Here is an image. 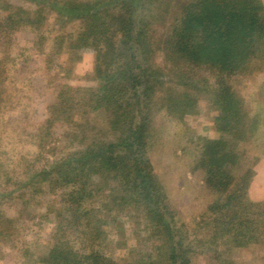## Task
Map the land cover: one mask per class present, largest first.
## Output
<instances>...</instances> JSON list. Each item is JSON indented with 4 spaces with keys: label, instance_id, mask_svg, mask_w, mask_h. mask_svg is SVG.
<instances>
[{
    "label": "trees",
    "instance_id": "trees-1",
    "mask_svg": "<svg viewBox=\"0 0 264 264\" xmlns=\"http://www.w3.org/2000/svg\"><path fill=\"white\" fill-rule=\"evenodd\" d=\"M30 1L37 5L34 11L9 5L0 26H31L33 44L41 49L48 39L40 30L45 11L47 17L55 13L74 20V31L60 28L51 48L42 50L44 67L51 77L62 71L68 75L69 63L77 59L71 52L83 49L92 60L82 75L93 83L55 85L46 117L32 134L38 150L32 160L41 158L46 147L56 158L33 169L19 188L45 183L63 192L61 206L49 210L54 212L50 242L35 258L24 246L21 264H193L198 255L208 257L207 264H234L233 249L260 242L264 200L251 201L246 191L253 171L234 176L229 167L238 172L236 146L255 136L261 119L232 90L230 80L262 68V0ZM254 63L260 64L253 68ZM197 71L211 74L213 87ZM171 86H181L182 92L173 94ZM200 92L209 95L217 111L214 126L227 137L205 139L191 169L202 171L199 188L210 198L203 206L196 199L189 203L193 214L187 223L168 197L165 167L156 160L163 148L154 118L194 113ZM7 98L0 88V116ZM55 124L62 130L48 146L41 135L49 136ZM0 127L1 138L4 124ZM0 148V173L7 165L2 159L26 161ZM1 189V198L15 191ZM117 217L132 221L143 241L127 260L114 258L108 248Z\"/></svg>",
    "mask_w": 264,
    "mask_h": 264
},
{
    "label": "rangeland",
    "instance_id": "rangeland-1",
    "mask_svg": "<svg viewBox=\"0 0 264 264\" xmlns=\"http://www.w3.org/2000/svg\"><path fill=\"white\" fill-rule=\"evenodd\" d=\"M9 5L32 11L37 7L30 0H0V18L6 14L5 10L10 9ZM46 12L44 15L46 21L40 30L47 33L48 39L43 42L41 49L33 44L35 32L31 31V26L17 30H12L9 26L6 28L0 26V88L2 94L5 92V97H8L6 99L8 104L0 116V124H4L5 130L0 138V144L4 151L23 156L26 160L20 161L19 157L13 158L14 162L11 163H8L7 159L1 160L6 161L7 165H2L3 174L0 173V176L4 179L0 178V189L4 185L8 191H15L4 198L0 196V264H21V249L24 246L29 248L32 257L35 258L50 242L54 226V212L51 211L54 207L61 206L63 189L51 191L43 187L45 183L42 184L43 186L35 184L34 187L30 185L23 187V185L19 188L20 183L28 179L33 169L44 165L46 160L50 162L56 158L55 154L46 151V147L41 158L37 157L33 161L38 150L35 145L37 137H33L32 134L37 131L46 117V106L54 99L55 85L67 83L69 86L88 87L93 83L89 76L83 78L92 60L91 52L86 54L83 49L71 52L77 59L69 63L73 66L70 74L66 75L62 71L52 73L54 75L52 77L49 76L41 56L42 50L47 51L49 46L51 48V39L60 28L66 32L74 31L77 24L71 22L74 20L62 18L58 14L55 16V13L47 17ZM64 20L68 21L63 25ZM1 21L3 20L0 19V24ZM49 27L52 28L51 32L46 31ZM259 64L254 63L253 68L258 67ZM261 64V70L236 75L230 80L232 90L243 98L249 111L261 116L255 136L250 141L239 142L236 146L241 155L238 172L232 166L229 167L234 176L245 172L248 168L253 171L246 191L248 198L255 202L264 200V63ZM196 73L202 74L201 77L212 85L211 74L206 71ZM207 87L212 89L213 85ZM171 88H174L173 94L182 92L181 86H171ZM205 93H196L198 102L194 109L196 111L192 114L170 120L158 113L154 118L163 148L162 151L155 153L156 160H159L162 169L165 167L163 182L167 187L168 197L171 203H176V208L180 213L182 212V219L187 223L190 221L189 216L193 214L189 203L192 204L196 199L200 206H203L210 198L199 188L200 180H203L202 171L198 169L191 172V169L201 157L205 139L227 137L216 130L213 116L217 111L210 106L209 95L206 97ZM0 128L3 130L2 127ZM61 130L62 127L55 124L49 136L41 135V142L51 146ZM27 162L30 163V167H27L30 170H25ZM182 188L183 193L177 192ZM121 220L117 217V222L111 223L110 230L114 235V243L108 248L114 258L127 260L137 249H141L138 246H141L143 241L137 226H133L132 221L130 223L128 220L123 222ZM229 255L234 264H264V238L256 244L233 249ZM207 258L205 255H198L192 263L207 264Z\"/></svg>",
    "mask_w": 264,
    "mask_h": 264
},
{
    "label": "crops",
    "instance_id": "crops-1",
    "mask_svg": "<svg viewBox=\"0 0 264 264\" xmlns=\"http://www.w3.org/2000/svg\"><path fill=\"white\" fill-rule=\"evenodd\" d=\"M264 3V2H263Z\"/></svg>",
    "mask_w": 264,
    "mask_h": 264
}]
</instances>
